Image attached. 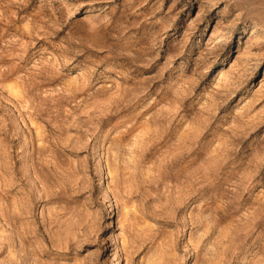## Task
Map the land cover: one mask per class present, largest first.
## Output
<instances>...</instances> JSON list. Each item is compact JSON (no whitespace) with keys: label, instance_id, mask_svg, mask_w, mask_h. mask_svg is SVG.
Wrapping results in <instances>:
<instances>
[{"label":"rangeland","instance_id":"374dc122","mask_svg":"<svg viewBox=\"0 0 264 264\" xmlns=\"http://www.w3.org/2000/svg\"><path fill=\"white\" fill-rule=\"evenodd\" d=\"M0 264H264V0H0Z\"/></svg>","mask_w":264,"mask_h":264}]
</instances>
